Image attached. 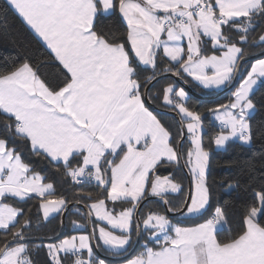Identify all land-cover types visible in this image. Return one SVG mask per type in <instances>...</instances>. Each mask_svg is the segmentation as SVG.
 Here are the masks:
<instances>
[{
	"label": "snow or ice",
	"instance_id": "snow-or-ice-1",
	"mask_svg": "<svg viewBox=\"0 0 264 264\" xmlns=\"http://www.w3.org/2000/svg\"><path fill=\"white\" fill-rule=\"evenodd\" d=\"M0 37L17 49L0 68V264H264V150L220 182L233 213L204 143L206 116L217 148L264 140V0H5ZM177 81L234 90L200 111Z\"/></svg>",
	"mask_w": 264,
	"mask_h": 264
},
{
	"label": "trees",
	"instance_id": "trees-1",
	"mask_svg": "<svg viewBox=\"0 0 264 264\" xmlns=\"http://www.w3.org/2000/svg\"><path fill=\"white\" fill-rule=\"evenodd\" d=\"M5 5L4 0H0V8H3ZM8 20L9 22H14L15 26L23 31L22 25L20 20L12 13H8ZM259 29L257 30V35L259 34ZM17 55V49L13 46V44L2 37H0V68L4 67L6 64H9L13 59H15ZM180 87H184L186 92L188 93V105L196 110L203 111L206 107L215 106L219 103H226L231 96L233 88L224 90L217 96L212 95L220 92L221 90H214V89H203L200 86H197L193 83H189L187 85L183 84L182 82L177 81ZM224 89V88H223ZM222 89V90H223ZM260 95L259 93L257 94ZM200 96H210V98H201ZM160 111H167L166 109H159ZM175 113H171L167 117V121L173 124V130H176L175 121L172 117ZM264 119V112H258L255 115V122ZM219 125L218 123L210 117L206 116L205 119V132L206 135L204 137L205 147L210 151V178L217 182L216 184V197L222 202L228 205V210L230 212H237L240 207L239 201L235 198L234 194H229L221 190L220 182H232L237 179H240L243 182L247 180L246 177H243L241 174V166L244 161L248 160L253 155L259 156V153L264 150V140L257 139L255 144L252 146L244 147L243 149L237 144L233 143L230 147L222 148V149H215L214 144L210 143V137L218 130ZM0 133H2V128H0ZM26 159H31L33 162H37V159L34 157H29L27 153H25ZM37 166L40 165L37 163ZM187 169H183L176 173L177 179L183 182L185 191L188 189V180L190 181V176L187 175ZM260 171L257 173L259 177ZM162 174L167 175L168 172L165 170H161ZM51 177V172L48 173ZM257 185L259 183V179L256 181ZM57 193L58 194H67L65 192V188L68 187L66 185H62L57 183ZM24 207L26 210L31 209L29 213L30 216L35 217L38 213V201L37 200H30L26 204L19 205ZM155 207V205H152ZM81 210L84 209L81 206ZM80 217L75 214L66 213L64 219V225L66 226L64 229L65 234H69L72 232V229L69 228L71 225L72 220L80 221ZM194 222V221H192ZM188 222V223H192ZM60 229V220L54 219L51 223H46L40 228L41 235H51L54 231H59ZM134 254V253H132ZM45 259V253L41 252L37 257L39 264H43Z\"/></svg>",
	"mask_w": 264,
	"mask_h": 264
},
{
	"label": "water",
	"instance_id": "water-1",
	"mask_svg": "<svg viewBox=\"0 0 264 264\" xmlns=\"http://www.w3.org/2000/svg\"><path fill=\"white\" fill-rule=\"evenodd\" d=\"M234 86H232V87H228V88H224L223 90H221L220 92H218V93H216V94H214V95H212L211 97H213V96H217L218 94H220L221 92H223L224 90H227V89H230V88H233ZM201 98H210V96H206V97H204V96H200ZM189 185H190V181L188 180V187H189ZM64 219H65V217H64ZM60 230V229H59ZM132 253H130V255H131Z\"/></svg>",
	"mask_w": 264,
	"mask_h": 264
},
{
	"label": "rangeland",
	"instance_id": "rangeland-1",
	"mask_svg": "<svg viewBox=\"0 0 264 264\" xmlns=\"http://www.w3.org/2000/svg\"><path fill=\"white\" fill-rule=\"evenodd\" d=\"M223 89V87L222 88H220V89H215V90H222ZM233 90H234V87H233ZM232 90V91H233ZM218 123V122H217ZM214 147H215V149H222V148H217L215 145H214ZM69 228H71L72 229V226L70 225V227ZM72 233V232H71ZM71 233H69V234H71Z\"/></svg>",
	"mask_w": 264,
	"mask_h": 264
},
{
	"label": "crops",
	"instance_id": "crops-1",
	"mask_svg": "<svg viewBox=\"0 0 264 264\" xmlns=\"http://www.w3.org/2000/svg\"><path fill=\"white\" fill-rule=\"evenodd\" d=\"M5 1V0H4ZM215 90V89H214Z\"/></svg>",
	"mask_w": 264,
	"mask_h": 264
},
{
	"label": "built area",
	"instance_id": "built-area-1",
	"mask_svg": "<svg viewBox=\"0 0 264 264\" xmlns=\"http://www.w3.org/2000/svg\"><path fill=\"white\" fill-rule=\"evenodd\" d=\"M214 120V119H213Z\"/></svg>",
	"mask_w": 264,
	"mask_h": 264
}]
</instances>
